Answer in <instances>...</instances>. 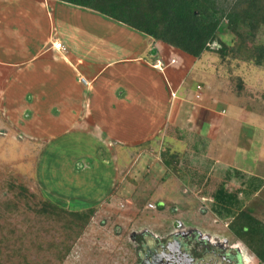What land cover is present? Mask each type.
I'll return each instance as SVG.
<instances>
[{"label":"crops","instance_id":"crops-1","mask_svg":"<svg viewBox=\"0 0 264 264\" xmlns=\"http://www.w3.org/2000/svg\"><path fill=\"white\" fill-rule=\"evenodd\" d=\"M97 15L56 0H0V131L5 134L9 127L26 130L20 121L23 112L29 110L34 119L31 122L40 120L43 130L37 134L27 128V133L33 137L39 135L41 143L54 141L61 135L88 137L95 145L93 153L96 154L71 158L69 176L72 179L83 168H92L94 159L97 166L110 168L98 160L100 150L110 149L115 156L114 167L116 163L124 164L117 148H138L131 156L133 161L145 154H158L161 164V153L166 148L181 157L177 172L162 164L167 168L166 175L171 170L179 180V173H183L190 182L187 191L201 201L207 200L201 190L196 194L195 188L206 186L208 182L190 169L197 167L198 171H194L204 175L200 171L214 168L213 164L203 166L204 162L199 159L202 151L206 161L204 156L207 158L211 149L200 146V142L203 143V138L209 140L217 129L222 132L226 120L231 123L232 118L228 119L224 110L216 114L212 109L207 110L203 118V115L193 118L195 113L191 106L198 96L202 98L198 87L202 89L203 86L199 83L194 89L183 78L186 73L196 71L194 59ZM56 43H62L63 49L56 50ZM165 58L166 61L175 60V64L170 62L168 66ZM174 67L182 71L181 78H175ZM82 78L87 85L81 82ZM26 98H30L29 102ZM83 124L88 128L80 127ZM166 138L170 139L169 145ZM178 143L184 146L182 152L176 150ZM238 151L248 153L242 143ZM112 156L107 163L112 161ZM186 157L191 165L187 169L183 167ZM114 169L119 170L117 166ZM225 169L226 166L217 176L213 174L217 181L210 182L216 186L210 199L215 201L213 213L229 220H224L228 228L232 216L237 214L233 210L239 207V197L257 201L259 195L264 194V177L247 181L245 169L231 166L233 175ZM219 176L222 177L220 181ZM237 184L233 193L232 185ZM85 185L83 188L88 193L94 187V192L106 193L108 183L97 175L85 181ZM220 194L225 199L232 195L235 201L224 204L220 202ZM242 209L246 208L240 207ZM248 210L264 222V215ZM188 230L199 233L195 228ZM200 234L209 242L216 241ZM233 247L229 248L226 261L218 257L212 260L211 256L208 259L213 263L217 260V264H244L241 254Z\"/></svg>","mask_w":264,"mask_h":264},{"label":"rangeland","instance_id":"rangeland-1","mask_svg":"<svg viewBox=\"0 0 264 264\" xmlns=\"http://www.w3.org/2000/svg\"><path fill=\"white\" fill-rule=\"evenodd\" d=\"M223 28L224 26L220 28L219 35L222 38H228L229 34ZM165 62H168V66H171L170 62L175 64V60L166 61V58ZM194 64L196 71L186 73L183 78L187 85L194 89L199 83L203 86L202 89L198 88L201 90L202 98L198 96L199 99L194 100L191 106L195 113L193 118L202 115L201 118H203L207 110L211 109L215 110L216 114L224 110L225 116L228 119L232 118L231 123L226 120L222 132L217 129L215 134L208 137L209 140L203 138V143L200 142V146H208L211 149L209 148L207 158L204 156L206 161L202 158V151L199 153V159L204 162L203 166L209 167L213 164L214 168L200 171L204 175L197 172V167L193 166L190 169L198 177L203 178L204 182H208L206 186L195 188L196 194L201 190L202 194L208 197L205 201H201L192 192L187 191L190 190V182L183 173H179V180L174 173L171 174V170H168L169 173L166 175L167 168L160 163L158 154L157 158L154 155L145 154L143 158L133 161L131 156L137 153L138 148L120 147L117 148V150L120 149L117 154L122 156L124 164L116 163L113 167L115 156L111 155L110 149L107 148L104 152L100 150L101 152L97 153L98 160L112 169L102 165L97 166V161L94 159L92 168H83L78 171L80 173L74 174L76 177L72 179L69 176L71 162H73L71 158L96 154L93 153L95 145L90 143L91 140L88 137L77 136V134L61 135L54 141L47 140L41 143L37 138L39 135L33 137L27 133V128L37 134L43 130L40 120L38 123L31 122L34 119L29 110L23 112L20 121V124L26 126L27 131L16 130L9 126L5 134L0 131V181L8 179L13 183L28 186L33 192L43 191L71 210H84L90 204L99 206L95 218L65 264H129L135 254L130 246H137L139 243L136 244L133 240L134 235L139 234V237L143 235L147 237L146 239L149 235L167 237V235L176 234V229L190 232V230L186 231L187 228L191 230L195 228L199 233L215 239L216 241L209 242L213 248L215 245H221L222 250L229 252L231 245L234 246L233 248L241 254L244 264H257L253 254L231 235L226 225V221L229 222V220L224 219L226 217L221 219L213 213L216 206L214 199L210 198L216 188L211 183L213 180L217 181V178H213V174L215 176L220 174L224 166H226L225 172L227 170L229 173H231V166L245 169L244 177L247 181L257 176L264 177V69L247 64L241 65L237 71L235 69L236 74L245 78L249 91L252 93V96L246 97L238 96L233 92L227 80V69L220 63L217 55L206 53L202 59L194 60ZM233 67L235 68L234 63ZM184 70L186 72V69ZM173 72L175 78L182 77L183 73L179 68L174 67ZM26 99H28L26 102H29L30 98ZM190 122L193 121L190 120ZM80 127H87V125L83 124ZM44 138L49 137L44 136ZM168 141L170 139L166 138L167 145H169ZM239 143L248 149L247 155L238 151ZM177 145L176 150L182 152L183 144ZM111 156L112 161L107 163ZM186 160L183 166L185 169L191 167L189 157H186ZM115 166L119 169L118 171L114 169ZM97 175L103 177L104 182L108 183L106 193L94 192L96 187L88 193L83 188L86 187L85 181ZM221 179L222 177L219 176V181ZM232 186L234 193L239 185ZM110 189L114 191V194L112 191L109 192ZM107 192H109L108 196ZM77 198H83V200ZM238 199L239 207L234 208L235 213H238L241 207L264 215V194L259 195L257 201L251 205L248 203L254 200L250 201L247 197ZM149 203L153 208L148 207ZM163 205L166 210L160 214L158 206ZM139 245L141 246L140 243ZM138 247H136L137 252L141 249Z\"/></svg>","mask_w":264,"mask_h":264},{"label":"trees","instance_id":"trees-1","mask_svg":"<svg viewBox=\"0 0 264 264\" xmlns=\"http://www.w3.org/2000/svg\"><path fill=\"white\" fill-rule=\"evenodd\" d=\"M56 1L94 12L194 60L206 53L217 55L238 96L252 93L245 78L236 74L237 69L243 64L264 69V0ZM223 26L228 38L219 35ZM180 160L179 154L166 148L161 153L162 164L175 172ZM219 198L224 204L235 201L232 195L225 199L220 194ZM98 210L93 204L71 210L43 191L33 192L8 179L0 181V264H65ZM158 210L165 212V205ZM228 229L258 264H264L262 220L242 209L232 216ZM130 247L135 254L129 264H138L137 246Z\"/></svg>","mask_w":264,"mask_h":264},{"label":"flooded vegetation","instance_id":"flooded-vegetation-1","mask_svg":"<svg viewBox=\"0 0 264 264\" xmlns=\"http://www.w3.org/2000/svg\"><path fill=\"white\" fill-rule=\"evenodd\" d=\"M176 231V234L167 237L149 235L148 239L143 235L140 237L139 234L134 235L135 243L141 244L140 246L138 243L141 248L138 251L140 255L138 264H217V260L214 263L212 261L214 257L226 261L227 251L217 245L211 247L206 236L196 231H190L191 233L185 230ZM208 256L213 259L209 260Z\"/></svg>","mask_w":264,"mask_h":264},{"label":"built area","instance_id":"built-area-1","mask_svg":"<svg viewBox=\"0 0 264 264\" xmlns=\"http://www.w3.org/2000/svg\"><path fill=\"white\" fill-rule=\"evenodd\" d=\"M54 48H55L56 50H61V49H63V45H62V43H56V44L54 45ZM81 82H82L84 85H87V81H86L84 78L81 79ZM150 207H152V206H150Z\"/></svg>","mask_w":264,"mask_h":264}]
</instances>
